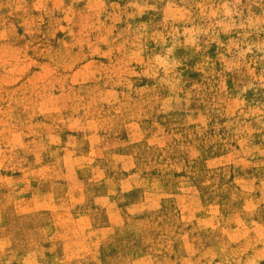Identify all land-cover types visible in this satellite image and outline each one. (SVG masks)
<instances>
[{"label": "rangeland", "instance_id": "1", "mask_svg": "<svg viewBox=\"0 0 264 264\" xmlns=\"http://www.w3.org/2000/svg\"><path fill=\"white\" fill-rule=\"evenodd\" d=\"M0 264H264V0H0Z\"/></svg>", "mask_w": 264, "mask_h": 264}]
</instances>
